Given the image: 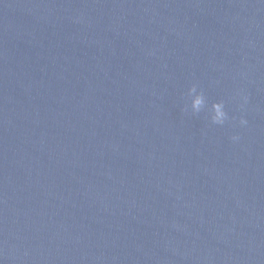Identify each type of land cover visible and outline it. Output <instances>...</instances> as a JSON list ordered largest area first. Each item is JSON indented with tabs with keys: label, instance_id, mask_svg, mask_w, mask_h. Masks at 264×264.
<instances>
[{
	"label": "water",
	"instance_id": "water-1",
	"mask_svg": "<svg viewBox=\"0 0 264 264\" xmlns=\"http://www.w3.org/2000/svg\"><path fill=\"white\" fill-rule=\"evenodd\" d=\"M0 264H264V0H0Z\"/></svg>",
	"mask_w": 264,
	"mask_h": 264
},
{
	"label": "clouds",
	"instance_id": "clouds-1",
	"mask_svg": "<svg viewBox=\"0 0 264 264\" xmlns=\"http://www.w3.org/2000/svg\"><path fill=\"white\" fill-rule=\"evenodd\" d=\"M187 95L189 98V104L185 107L186 110L190 107L191 112L193 114H197L206 109L209 120L216 125H223L227 120H229L228 113L225 110L224 101H212L209 105L203 91L199 90L196 84H192L188 88ZM237 95L241 100V107H243V105L247 103L248 97L247 95L239 92ZM238 123L240 126H246L248 121L243 116H241ZM231 140L236 142L239 140V136L233 135Z\"/></svg>",
	"mask_w": 264,
	"mask_h": 264
}]
</instances>
